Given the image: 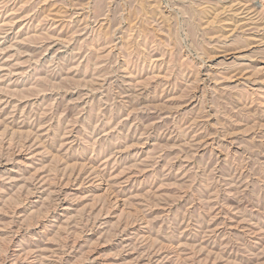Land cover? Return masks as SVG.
<instances>
[{"label": "rangeland", "instance_id": "1", "mask_svg": "<svg viewBox=\"0 0 264 264\" xmlns=\"http://www.w3.org/2000/svg\"><path fill=\"white\" fill-rule=\"evenodd\" d=\"M0 264H264V0H0Z\"/></svg>", "mask_w": 264, "mask_h": 264}]
</instances>
